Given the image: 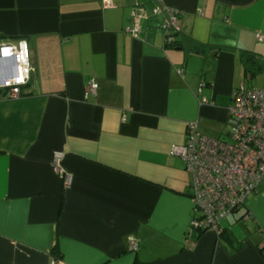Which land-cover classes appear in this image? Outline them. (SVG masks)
Masks as SVG:
<instances>
[{
	"label": "crops",
	"instance_id": "0c3cea01",
	"mask_svg": "<svg viewBox=\"0 0 264 264\" xmlns=\"http://www.w3.org/2000/svg\"><path fill=\"white\" fill-rule=\"evenodd\" d=\"M161 1L174 44L154 0H0V44L26 39L31 66L0 93V264H264V181L223 221L233 247L206 231L188 250L192 175L169 154L189 122L225 137L233 90L264 87V0Z\"/></svg>",
	"mask_w": 264,
	"mask_h": 264
},
{
	"label": "built area",
	"instance_id": "2783aa9c",
	"mask_svg": "<svg viewBox=\"0 0 264 264\" xmlns=\"http://www.w3.org/2000/svg\"><path fill=\"white\" fill-rule=\"evenodd\" d=\"M106 7L109 0H103ZM151 14H163V30L171 42L179 30V14L154 0ZM145 15L139 8L128 29L134 37L140 30L139 18ZM259 41L261 35H257ZM31 66L28 43L24 38L0 44V93L5 99H17L25 94L30 80ZM98 90L95 79H89L83 97L87 100ZM228 122L223 138H210L198 131L197 122L186 126L181 144H172L169 154L180 158L192 175L190 184L192 216L184 237V248L191 250L196 244V234L212 231L220 236L223 221L242 208L251 194L264 181V87L255 88L242 82L231 94L227 108ZM64 153L56 151L51 164L56 175L69 188L73 174L62 166ZM127 250L137 252L140 239L126 237ZM51 264H56L55 262Z\"/></svg>",
	"mask_w": 264,
	"mask_h": 264
},
{
	"label": "trees",
	"instance_id": "16d2710c",
	"mask_svg": "<svg viewBox=\"0 0 264 264\" xmlns=\"http://www.w3.org/2000/svg\"><path fill=\"white\" fill-rule=\"evenodd\" d=\"M170 43L174 44V43H172V41ZM254 64H256V60L254 61ZM245 71H246L245 72L246 76L248 75V77L253 76L255 74V70H254V67L252 66V64L246 65ZM201 234L202 233L196 234V240L201 236ZM220 238H222L228 245H230L232 247L234 246V241H233L231 235L229 233H227L225 230H222V232L220 233Z\"/></svg>",
	"mask_w": 264,
	"mask_h": 264
}]
</instances>
